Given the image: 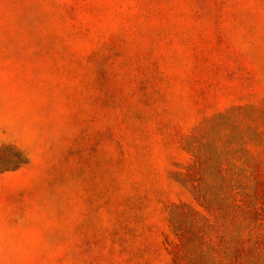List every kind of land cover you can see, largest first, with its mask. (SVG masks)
<instances>
[{"label": "rangeland", "instance_id": "374dc122", "mask_svg": "<svg viewBox=\"0 0 264 264\" xmlns=\"http://www.w3.org/2000/svg\"><path fill=\"white\" fill-rule=\"evenodd\" d=\"M235 176L264 178V0H0V264H212L171 207L221 217Z\"/></svg>", "mask_w": 264, "mask_h": 264}, {"label": "trees", "instance_id": "16d2710c", "mask_svg": "<svg viewBox=\"0 0 264 264\" xmlns=\"http://www.w3.org/2000/svg\"><path fill=\"white\" fill-rule=\"evenodd\" d=\"M199 160H195L190 166L186 174L188 177L196 181V185L192 186V193L196 196V199L204 203V207L209 211V206L207 205L208 199L201 194L200 185L203 181L202 175H198L200 168ZM225 182L228 185V188L233 189L234 192H229V195H226L225 198L229 200L224 215L219 217L217 211L213 212V217L206 216L194 210L193 206L187 203L173 204L171 208H176L178 210L192 211L191 214L195 218H201L205 222L209 229V238L206 237L205 230H199L197 236L200 244L209 245L211 251V263L212 264H240L242 255L250 248V242H257L263 239L261 233L253 234L252 230L257 229L261 226V214L258 208H252L249 199L257 198L264 199L261 190L264 189V178L261 176H250L249 178L245 176H235L231 179L225 177ZM252 181L254 191L253 197L251 196L249 190L251 185L249 182ZM231 193V194H230ZM241 222V223H240ZM242 227V231L238 230L239 226ZM249 228V231L246 229ZM178 229V228H177ZM178 243L177 248L182 249L185 246V240L189 238V234L184 229H178ZM182 258L175 257L176 264H183Z\"/></svg>", "mask_w": 264, "mask_h": 264}]
</instances>
